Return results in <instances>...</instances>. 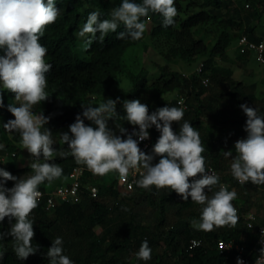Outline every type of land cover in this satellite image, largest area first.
Wrapping results in <instances>:
<instances>
[{
    "label": "trees",
    "instance_id": "trees-1",
    "mask_svg": "<svg viewBox=\"0 0 264 264\" xmlns=\"http://www.w3.org/2000/svg\"><path fill=\"white\" fill-rule=\"evenodd\" d=\"M121 2L56 0L60 15L54 24L47 26L40 39L48 50L45 60L52 65L46 74L49 98L43 101V114L50 119L43 128L49 129L54 123L70 125L78 114L85 124L96 127L83 118L81 106L89 105V95L93 94L105 102L108 98H119L116 106L119 116L109 120L108 126L117 135H120V127L131 133L134 126L123 118L124 100L112 90L121 74L130 79L133 91L130 100L139 99L147 104L150 114L167 105L177 107V95L185 94L189 109L184 111L179 123L172 124V128L178 133L180 124L187 121L200 133L206 167L212 165L220 178L219 183L226 184L229 191L237 193L232 203L237 209L238 223L235 227L225 226L211 232L198 230L191 221L199 219L204 206L191 201V197L184 201L170 188L157 190L152 186L144 189L137 183L131 191L125 192L121 190L117 173L99 176L86 171L82 177L80 201L62 202L51 210H46L39 202L31 213L35 232L32 245L37 248L36 253L25 260L18 259L12 238L5 235V239L0 241V253L4 254L0 264H49L46 253L56 237L62 238L64 254L73 264H137L136 253L145 240L152 253L150 260H141L142 264H233V253L222 252L219 248L221 242L234 239L245 244V253L256 244L257 234L248 227L244 213L250 209L257 212L264 210V184L239 183L231 174L233 158L225 157L223 152L231 150L234 157L235 142L247 136L244 131L247 116L240 105L256 108L257 114L264 116V98H258L255 82L235 77L234 68L220 65L217 58H223L243 33L255 41L264 36V32H258L255 23V19L261 21L264 14V0H175L178 15L175 23L166 28L162 26L163 18L159 14L150 12L149 17L141 18L145 23L151 22L149 35L161 46L167 61H191L197 56H205L201 72L185 75L166 63L159 64V74L151 77L147 70L134 73L123 62L126 50L140 43L147 35L146 31L139 41L130 38L118 40L117 34L125 30L121 24L117 33H109L103 43L96 41L89 50H82L83 39L78 38L76 33L86 22L88 13L97 9L101 19L110 18L111 10L119 7ZM133 2L140 3L142 0ZM200 26L214 31L215 39L211 45L204 38L194 35L195 29ZM204 76L209 77L207 86L202 83ZM170 91H175L176 96L164 100L163 95ZM2 95L0 144L4 147L0 148V154L7 155L8 171L13 176L31 175L30 164L16 165L18 152L14 142L20 141L19 134L3 128L4 123L14 119L8 111L9 103L16 104L14 94L4 90ZM148 131L152 136L148 154H152L160 133L155 126ZM53 148L57 154L51 162L62 167L60 179L67 180L72 168L78 164L71 155L63 158L59 155L60 151H69L67 143L56 142ZM158 160L159 157H155L153 163ZM14 183L7 181L5 187L11 188ZM90 184L98 186L97 196L88 193L87 186ZM48 185L46 181L39 187L47 189ZM217 190L219 185L211 192L205 189L209 196ZM9 227V220L5 218L0 224V231L7 233ZM193 238L200 239L201 244L190 248ZM257 252L256 249L250 254V260Z\"/></svg>",
    "mask_w": 264,
    "mask_h": 264
},
{
    "label": "clouds",
    "instance_id": "clouds-1",
    "mask_svg": "<svg viewBox=\"0 0 264 264\" xmlns=\"http://www.w3.org/2000/svg\"><path fill=\"white\" fill-rule=\"evenodd\" d=\"M150 12L163 18L162 26L165 28L173 25L178 15L175 0H142L140 3L122 0L119 7L111 10L110 18L106 19L100 18L99 10L89 12L86 22L76 33L78 38L83 39L82 50H89L96 41L103 43L109 33H117L121 24L125 30L117 34L118 40H141L147 28L141 18L149 17ZM59 15L56 0H0V51L3 52L0 55V108L3 107L4 90L14 94L18 102V105L9 103L8 111L14 119L4 123L3 128L10 133H18L20 145L34 157L29 165L33 174L26 177L18 178L0 168V224L5 218L10 224L7 233L0 231V241L5 239V235L10 236L14 253L20 260L27 259L37 251L32 245L35 232L30 216L38 207L41 196L39 186L46 181L50 185L63 175L62 167L51 162L57 154L53 148L52 131L43 128L50 118L42 111H33L35 105L49 98L46 74L52 68L45 60L48 50L40 39L47 26L54 24ZM118 101L119 98H108L98 106L81 104L83 118L96 127L85 124L78 114L75 122L69 125L71 135L69 132L59 134L60 143H67L69 150L60 151L59 155L62 158L71 155L76 164L85 166L99 176L115 172L125 178L131 171L142 169L141 178L136 182L139 187L149 189L155 186L157 190L170 188L184 201L191 197V201L204 206L199 219L191 221L196 229L211 232L225 226L235 227L239 217L232 202L237 193L229 191L226 184L219 183V176L210 174L206 169L202 155L205 148L200 133L187 121L180 124L178 133L172 128L174 122L179 123L183 119L184 108L167 105L150 114L147 104L139 99L124 100L123 118L134 127L131 133L120 127V135H117L109 128L108 121L119 116L116 107ZM179 103L182 105L183 101ZM240 108L247 116L244 128L247 136L235 142L234 157L231 150L223 154L233 158L231 174L239 183L262 185L264 116L258 115L257 109L247 104H241ZM152 126L160 135L153 145L152 154H146L139 143L149 139L148 129ZM134 136L138 139H134ZM3 147L0 144V148ZM155 157H159V160L153 163ZM7 181H14V186L5 187ZM217 185L219 190L209 196L208 192ZM151 253L152 249L145 240L136 256L148 261ZM261 254L264 256V249H261ZM3 255L0 253V262ZM46 255L49 264H73L64 254L61 237L52 241ZM237 264L244 262L238 258Z\"/></svg>",
    "mask_w": 264,
    "mask_h": 264
},
{
    "label": "rangeland",
    "instance_id": "rangeland-1",
    "mask_svg": "<svg viewBox=\"0 0 264 264\" xmlns=\"http://www.w3.org/2000/svg\"><path fill=\"white\" fill-rule=\"evenodd\" d=\"M255 23L258 25V32L263 33L264 14L261 18V21H257V19H255ZM146 25L147 35L145 38L140 43L129 47L123 56V62L128 69L132 70L134 73H138L141 70H147L150 74L149 77L159 74V71L161 70L160 65H164L166 63L169 64L170 68L173 66L185 75H189L196 71V67L205 58V56H197L191 61H186L184 59H178L177 61H167L164 58L161 46L157 44L149 35L152 25L151 22H147ZM194 35L197 38H204V40L209 45H211L215 39L214 31H208V29L202 26L195 29ZM217 62L220 65L233 67L235 77L243 79L246 82H255L258 98H264V62H261L250 53L243 54L238 51L237 42H234L228 48L227 54L223 58H217ZM130 85V79L121 74L119 75L116 83L113 85L112 90L119 93L122 100H130L133 95ZM175 96L176 92L170 91L165 93L162 98L164 100H170ZM89 99V104L93 106H98L99 103L105 102L100 97H97L93 94L89 95ZM16 104L18 105V102H16ZM44 108L45 103L41 102V104L35 105L33 107V111L35 113H39L40 111L43 112ZM49 129L52 131V139L54 143H56L60 142L59 134L69 132V125L54 123L49 126ZM69 135H71L70 132ZM14 143L16 146L15 150L18 152L16 165L18 167H22L30 164L34 160V157H32L26 149L22 148L19 141ZM0 168H4L6 171H8V160L6 158L0 162ZM61 181H63V179L55 180L48 186L54 187ZM137 264H142V261L137 259Z\"/></svg>",
    "mask_w": 264,
    "mask_h": 264
},
{
    "label": "built area",
    "instance_id": "built-area-1",
    "mask_svg": "<svg viewBox=\"0 0 264 264\" xmlns=\"http://www.w3.org/2000/svg\"><path fill=\"white\" fill-rule=\"evenodd\" d=\"M248 6V4L246 5ZM237 47L239 48L241 53L251 52L257 59L261 62H264V36L259 40H251L247 34L243 33L239 36L237 41ZM204 67V62L201 61L196 67V72H201ZM202 83L204 85H208L209 77H202ZM183 101L181 105L179 102ZM177 107H183L184 111L189 109L188 96L185 94L177 95ZM150 134V132H149ZM135 139H138L135 137ZM139 147L142 151L148 154V151L152 147V136L150 134L149 139H146L139 143ZM12 154H15L14 152ZM7 158L6 154H0V162ZM208 172L214 173L217 175L216 169L212 165H208L206 167ZM89 171L83 165H76L70 171L67 180H63L58 185L54 187H49L47 189H42L39 187V191L41 192V196L39 198V202L44 204L46 210H51L58 204L62 202H77L80 201L82 196V177ZM143 170H133L129 173V175L125 178H121L117 173L118 182L120 184L121 190L125 192L131 191L138 179L141 177V172ZM92 173V172H91ZM23 177V176H22ZM26 177V176H25ZM224 184V183H223ZM88 193L91 196L98 195V186L94 184H90L87 186ZM244 218L247 222L249 228H251L257 234L256 244L253 248L249 250V252L245 253L246 245L242 244L234 239L223 241L219 244V248L222 252L225 253H233L234 255V263L237 264V260L242 259L244 264H264V256L261 254V249H264V217L260 212H257L254 209L248 210L244 213ZM201 244L200 239L193 238L190 242V248H194ZM222 245L224 246L222 248ZM257 249V254L253 259L250 260V254L253 253L254 250Z\"/></svg>",
    "mask_w": 264,
    "mask_h": 264
},
{
    "label": "crops",
    "instance_id": "crops-1",
    "mask_svg": "<svg viewBox=\"0 0 264 264\" xmlns=\"http://www.w3.org/2000/svg\"><path fill=\"white\" fill-rule=\"evenodd\" d=\"M264 216V210L260 212Z\"/></svg>",
    "mask_w": 264,
    "mask_h": 264
}]
</instances>
